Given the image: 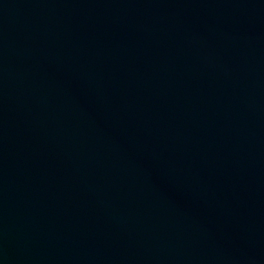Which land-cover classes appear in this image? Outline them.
<instances>
[{
	"label": "water",
	"instance_id": "water-1",
	"mask_svg": "<svg viewBox=\"0 0 264 264\" xmlns=\"http://www.w3.org/2000/svg\"><path fill=\"white\" fill-rule=\"evenodd\" d=\"M0 264H264V0H0Z\"/></svg>",
	"mask_w": 264,
	"mask_h": 264
}]
</instances>
